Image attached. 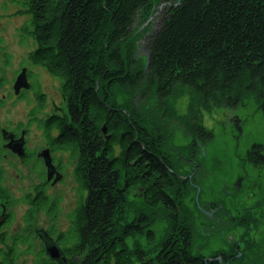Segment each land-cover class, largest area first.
Listing matches in <instances>:
<instances>
[{
    "label": "rangeland",
    "instance_id": "1",
    "mask_svg": "<svg viewBox=\"0 0 264 264\" xmlns=\"http://www.w3.org/2000/svg\"><path fill=\"white\" fill-rule=\"evenodd\" d=\"M171 2L145 0L132 14L112 49L124 65L147 68L150 39ZM32 23L24 1L0 0V264H84L86 253L73 231L88 197L77 176L79 147L52 143L60 134L52 121L66 127L71 122L68 96L61 77L30 59L37 49ZM111 35L107 31L106 39ZM91 75L98 84L94 69ZM115 97L124 100L122 92ZM239 102L200 108L188 117V92L172 99L182 117H168L161 148L146 146L172 166L171 190L164 191L171 207L148 203L139 184L126 192L123 175L119 179L115 227L132 231L115 238L131 263L168 258L184 248L205 262L264 264V167L246 158L253 145L264 158V110L250 97ZM100 132L106 142L104 124ZM114 147L117 155L120 148Z\"/></svg>",
    "mask_w": 264,
    "mask_h": 264
},
{
    "label": "trees",
    "instance_id": "2",
    "mask_svg": "<svg viewBox=\"0 0 264 264\" xmlns=\"http://www.w3.org/2000/svg\"><path fill=\"white\" fill-rule=\"evenodd\" d=\"M22 1L32 14L37 40L30 59L61 77L68 96L71 122L66 127L64 121H52L60 129L52 143L79 147L77 176L88 197L73 231L86 253L84 264H133L128 252L117 249L123 244L115 238L127 229L116 231L114 222L122 205L119 179L123 175L126 192L133 193L139 184L148 203L171 207L164 191L171 190L172 166L154 158L146 146L152 151L151 146H163L168 117H182L176 115L172 99L185 91L188 117L200 108L245 97L264 110V0H169L173 5L150 39L146 69L124 65L112 50L145 0ZM93 69L101 78L98 84ZM117 91L124 94L122 103ZM103 124L106 142L100 132ZM246 158L254 167H264L259 145ZM140 264L218 263L192 258L183 248L168 258L140 259Z\"/></svg>",
    "mask_w": 264,
    "mask_h": 264
},
{
    "label": "flooded vegetation",
    "instance_id": "3",
    "mask_svg": "<svg viewBox=\"0 0 264 264\" xmlns=\"http://www.w3.org/2000/svg\"><path fill=\"white\" fill-rule=\"evenodd\" d=\"M20 70H21V69H20ZM27 76H28V75H27ZM27 80H28V81H31L29 77H27ZM8 137H9V136H8ZM9 138H10V137H9ZM10 139H11V138H10ZM36 192H37V191H36ZM31 193L33 194L34 192H31ZM31 193H30V194H31Z\"/></svg>",
    "mask_w": 264,
    "mask_h": 264
},
{
    "label": "water",
    "instance_id": "4",
    "mask_svg": "<svg viewBox=\"0 0 264 264\" xmlns=\"http://www.w3.org/2000/svg\"><path fill=\"white\" fill-rule=\"evenodd\" d=\"M23 78H24V75H23V73L21 74V81H23ZM25 79V78H24ZM21 81H19V82H21Z\"/></svg>",
    "mask_w": 264,
    "mask_h": 264
},
{
    "label": "bare ground",
    "instance_id": "5",
    "mask_svg": "<svg viewBox=\"0 0 264 264\" xmlns=\"http://www.w3.org/2000/svg\"><path fill=\"white\" fill-rule=\"evenodd\" d=\"M21 72L25 73L23 70ZM26 80H27V76H26ZM148 102L150 103V101H148ZM54 256H57V254H54Z\"/></svg>",
    "mask_w": 264,
    "mask_h": 264
}]
</instances>
